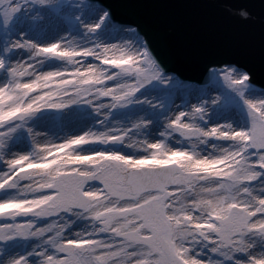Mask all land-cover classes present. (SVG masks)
Returning a JSON list of instances; mask_svg holds the SVG:
<instances>
[{"label": "snow or ice", "instance_id": "obj_1", "mask_svg": "<svg viewBox=\"0 0 264 264\" xmlns=\"http://www.w3.org/2000/svg\"><path fill=\"white\" fill-rule=\"evenodd\" d=\"M204 2L0 0V264H264V0Z\"/></svg>", "mask_w": 264, "mask_h": 264}, {"label": "water", "instance_id": "obj_2", "mask_svg": "<svg viewBox=\"0 0 264 264\" xmlns=\"http://www.w3.org/2000/svg\"><path fill=\"white\" fill-rule=\"evenodd\" d=\"M106 3H119L121 0H105ZM229 3L241 7L251 5V11L259 18L261 13V0H228ZM164 6L158 9L159 14L166 21L181 25L192 40L213 38L209 29L215 21V14L210 7L205 5L204 0H162ZM238 19V18H237ZM258 46L259 38L256 37ZM181 65V66H179ZM179 67L173 63V67L182 71L185 75H194L189 72L186 66L179 63ZM182 67V68H181ZM254 79L264 85V73L259 68L254 73Z\"/></svg>", "mask_w": 264, "mask_h": 264}, {"label": "bare ground", "instance_id": "obj_3", "mask_svg": "<svg viewBox=\"0 0 264 264\" xmlns=\"http://www.w3.org/2000/svg\"><path fill=\"white\" fill-rule=\"evenodd\" d=\"M253 82H254V81H253ZM256 84L260 86V84H259V83H256Z\"/></svg>", "mask_w": 264, "mask_h": 264}]
</instances>
